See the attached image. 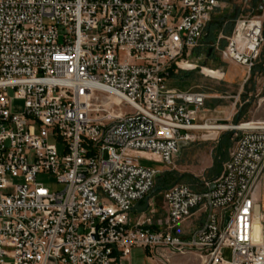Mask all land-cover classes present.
I'll list each match as a JSON object with an SVG mask.
<instances>
[{
	"label": "built area",
	"instance_id": "built-area-1",
	"mask_svg": "<svg viewBox=\"0 0 264 264\" xmlns=\"http://www.w3.org/2000/svg\"><path fill=\"white\" fill-rule=\"evenodd\" d=\"M221 8L220 0H0V264H124L137 248L163 264L191 255L201 264H264L255 199L264 123L241 129L203 190L164 192L168 230H153L146 214L130 219L160 174L139 161L172 167L206 128L208 96L167 81L188 71L181 64ZM244 23L243 39L235 33L223 55L251 73L264 26ZM43 175L61 189L39 182ZM196 214L202 225L176 236Z\"/></svg>",
	"mask_w": 264,
	"mask_h": 264
},
{
	"label": "rangeland",
	"instance_id": "rangeland-1",
	"mask_svg": "<svg viewBox=\"0 0 264 264\" xmlns=\"http://www.w3.org/2000/svg\"><path fill=\"white\" fill-rule=\"evenodd\" d=\"M222 8L212 18L205 32L202 45L188 59L196 70H175L167 81L169 88L187 93H203L208 96L199 122L209 129L194 134L192 142L182 145L174 157L172 167L140 160L141 166L160 171L152 199L155 207L165 209L164 192L176 185H187L195 191L203 190L220 174L231 151L241 136V129L253 123H264V45L261 57L249 73L229 61L224 50L241 23L262 21L264 26V0H220ZM184 68V67H183ZM186 69V68H184ZM13 95V93H11ZM13 111L22 112L24 103L13 102ZM207 110H217L214 119L204 118ZM205 114L210 118V114ZM208 121L207 126L204 122ZM51 191H59L60 185L53 176L38 178ZM149 198V199H150ZM264 209V203H263ZM194 257L195 259H192ZM175 257L171 264H201L196 256ZM230 259V254H226ZM178 260V261H177ZM127 264H163L161 258L143 248L132 250Z\"/></svg>",
	"mask_w": 264,
	"mask_h": 264
},
{
	"label": "crops",
	"instance_id": "crops-1",
	"mask_svg": "<svg viewBox=\"0 0 264 264\" xmlns=\"http://www.w3.org/2000/svg\"><path fill=\"white\" fill-rule=\"evenodd\" d=\"M217 112H218L217 110H207L206 113H204V118L206 120L210 121V120L214 119V117H216L215 114ZM205 114H207V116H209L208 114H210L211 115L210 118L206 117ZM255 199L260 203V205L263 209L264 173H263V176L261 178L260 184H259V186L255 192ZM151 206H152V199L151 198L146 200L145 202L136 204L134 210L130 214L131 222L132 223L135 222L140 215L146 214L148 216H151L153 221H154L153 230H155V231H166V230H168L166 210L164 209L163 211H160V209H157L155 207V209H154L155 211L151 212V208H152ZM203 218L204 217H202L200 214H196V216L193 219L189 220L188 222H186L185 224L180 226L178 229H176L174 231V234L176 236L182 237L183 239L190 238V236L202 225L203 220H204ZM185 258H188V256L182 257L181 263L184 261ZM192 259H195V258L192 257ZM129 261H130V258L124 264H127Z\"/></svg>",
	"mask_w": 264,
	"mask_h": 264
},
{
	"label": "bare ground",
	"instance_id": "bare-ground-1",
	"mask_svg": "<svg viewBox=\"0 0 264 264\" xmlns=\"http://www.w3.org/2000/svg\"><path fill=\"white\" fill-rule=\"evenodd\" d=\"M246 27H247V24L241 23L237 29L236 34H237V38L239 41H241L243 39V33H244V30ZM181 66L188 69V70H194V68L191 65L186 64V63L181 64ZM208 128L209 129H226L225 127H223V128H214V127L210 128L209 126H207L206 129L208 130ZM245 128H247V127H245Z\"/></svg>",
	"mask_w": 264,
	"mask_h": 264
},
{
	"label": "water",
	"instance_id": "water-1",
	"mask_svg": "<svg viewBox=\"0 0 264 264\" xmlns=\"http://www.w3.org/2000/svg\"><path fill=\"white\" fill-rule=\"evenodd\" d=\"M213 188H214V185L211 186V189H213Z\"/></svg>",
	"mask_w": 264,
	"mask_h": 264
},
{
	"label": "trees",
	"instance_id": "trees-1",
	"mask_svg": "<svg viewBox=\"0 0 264 264\" xmlns=\"http://www.w3.org/2000/svg\"><path fill=\"white\" fill-rule=\"evenodd\" d=\"M208 29V28H207ZM205 37V36H204ZM205 38H203V40H204ZM203 42V41H202Z\"/></svg>",
	"mask_w": 264,
	"mask_h": 264
}]
</instances>
